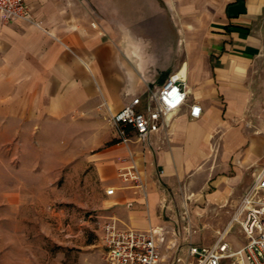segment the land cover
I'll return each mask as SVG.
<instances>
[{"label":"crops","instance_id":"1","mask_svg":"<svg viewBox=\"0 0 264 264\" xmlns=\"http://www.w3.org/2000/svg\"><path fill=\"white\" fill-rule=\"evenodd\" d=\"M26 2L48 32L0 19V150H7L1 166L18 164L9 144L26 126L73 113H108L105 103L118 112L132 97L147 94L135 86L137 68L124 57L131 50L121 39L139 38L148 22L169 19L181 35L172 53L180 56L170 68L177 65L173 75L189 70V103H199L203 117L193 121L185 108L169 135L153 136L147 149L131 146L145 173L147 200L118 178L128 148L115 140L114 130L86 143L76 169L91 168L86 180L102 214L122 228L166 226V216L177 221L184 194L208 209L238 205L264 167V0ZM133 46L142 54L138 43ZM143 61L140 71L147 68ZM144 77L149 89L152 76ZM144 84L138 79L137 85ZM108 188L116 194L108 196ZM20 196L2 187L0 204Z\"/></svg>","mask_w":264,"mask_h":264},{"label":"rangeland","instance_id":"2","mask_svg":"<svg viewBox=\"0 0 264 264\" xmlns=\"http://www.w3.org/2000/svg\"><path fill=\"white\" fill-rule=\"evenodd\" d=\"M161 24L164 27L157 28ZM139 33V38L121 41L126 40L125 48L131 50L124 57L137 68L135 86L148 93L146 83L137 85L138 79L144 82V76H152L149 84L156 90L176 72V64L174 70L170 67L180 56L172 53L181 35L173 21L157 18ZM134 42L143 50V64L147 65L143 71L139 70L141 61L134 57ZM177 73L187 79L189 70L183 67ZM112 130L109 113H73L49 125L26 126V132L9 144L8 151L18 164L1 166L7 150H0V189L21 193L19 198L10 197L9 204H0V264H105V249L97 226V217L105 216V210L93 193L91 182L86 180L91 168L79 170L76 164L81 162L85 145H90L93 136ZM45 161L57 163L48 165ZM191 197H181L178 224L165 217L168 224L164 227L172 232L170 240L174 239V231L181 233V240L177 242V252L167 247L169 243L164 246L163 264H173L175 257H185L189 242L203 247L214 245L218 232L231 219L234 209H208ZM186 204L189 213L184 216ZM238 234L236 228L230 237L236 245Z\"/></svg>","mask_w":264,"mask_h":264},{"label":"built area","instance_id":"3","mask_svg":"<svg viewBox=\"0 0 264 264\" xmlns=\"http://www.w3.org/2000/svg\"><path fill=\"white\" fill-rule=\"evenodd\" d=\"M0 19L48 32L35 20L26 0H0ZM144 83L148 82L145 80ZM189 96L186 79L173 75L159 89L153 90L149 86L147 94L132 97L118 112L104 104L115 140L128 148V156L120 160L128 164L118 169V178L145 200L149 197L148 184L131 146L147 149L152 145L153 136L161 132L169 135L174 118L185 108H189L191 120L201 119L204 115L202 106L189 103ZM116 192V188H108L106 194L113 196ZM184 209L185 216L189 213L187 204ZM97 226L105 249V264H163V248L167 243L171 251L179 250L177 242L181 240L178 238L181 233L174 231V239L170 240L172 232L164 226L147 230L122 228L117 219L107 216H98ZM236 228L239 229L237 245L230 239ZM173 264H264V167L254 175L252 185L234 208L228 225L218 232L216 243L203 247L189 242L186 256L175 257Z\"/></svg>","mask_w":264,"mask_h":264},{"label":"bare ground","instance_id":"4","mask_svg":"<svg viewBox=\"0 0 264 264\" xmlns=\"http://www.w3.org/2000/svg\"><path fill=\"white\" fill-rule=\"evenodd\" d=\"M134 55L136 56L137 59H139L140 61H143L142 54L139 52V50L137 48H135V50H134ZM177 78H182V77L180 75Z\"/></svg>","mask_w":264,"mask_h":264}]
</instances>
